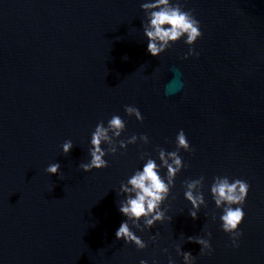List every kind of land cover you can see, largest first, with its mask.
Segmentation results:
<instances>
[{
  "label": "water",
  "instance_id": "obj_1",
  "mask_svg": "<svg viewBox=\"0 0 264 264\" xmlns=\"http://www.w3.org/2000/svg\"><path fill=\"white\" fill-rule=\"evenodd\" d=\"M144 2L0 0V264H168L169 255L183 264L178 244L196 264H264V0H186L203 32L188 59L183 40L158 57L147 52ZM176 70L183 87L166 94ZM113 114L127 123L121 139L147 134L150 143L82 171L91 132ZM181 129L194 151L180 152L188 167L165 202L173 219L133 229L148 242L138 250L116 239L126 219L117 191L142 166L140 152L175 150ZM68 139L74 147L64 155ZM57 161L61 175L46 173ZM200 176L208 206L194 220L182 183ZM215 176L251 185L239 248L220 227L208 190ZM207 231L210 255L187 239Z\"/></svg>",
  "mask_w": 264,
  "mask_h": 264
},
{
  "label": "clouds",
  "instance_id": "obj_2",
  "mask_svg": "<svg viewBox=\"0 0 264 264\" xmlns=\"http://www.w3.org/2000/svg\"><path fill=\"white\" fill-rule=\"evenodd\" d=\"M185 4L186 0H145L140 5L145 14L142 25L143 35L147 41V52L153 57L160 56L180 40L188 46L183 59L199 55L193 46L203 36L201 23L192 9L185 8ZM158 71L155 69L153 73ZM180 75L176 70L174 76L177 81L176 87L166 90V94H175L183 87L179 79ZM124 111L129 118L135 117L137 121L143 122L144 116L139 108L125 105ZM126 127L125 119L118 114H113L106 124L104 121L97 123L94 131L91 132L87 149L89 160L81 162L78 167L84 172L104 169L109 166L107 156H114L121 149L126 150L129 145L138 142L144 145L150 143L147 134L139 136L133 134L121 139ZM175 145V150L172 151L157 146L156 156L148 152H140L139 159L142 161V166L136 168L126 181H122L117 191L120 197L117 201L118 210L126 219L122 220L116 230V239L123 240L126 244H134L138 250L147 248L148 242L133 229L144 232L146 229L151 230L157 223H164L166 220L171 222L173 219L167 214L170 206H166L165 202L169 200L172 190L176 187L177 176L188 167L180 152L194 151L183 129L177 133ZM73 147L74 143L71 139L65 140L61 145L63 154L68 155ZM45 171L49 175L59 176L61 164L58 161L50 163ZM182 187L184 199L191 205L188 214L192 219H198L201 208L208 206L204 194L205 177L185 180ZM250 187L251 185L244 179L215 176L208 189L216 209L221 210L220 227L230 236L233 248H239V241L243 236L240 226L246 215L244 205ZM211 219L213 222L217 220L215 212L211 214ZM159 236V232L152 235L151 242L157 243ZM187 239L189 242L199 244L202 254L210 255L214 251L211 231H207L203 236H189ZM163 251L167 253L168 249L165 248ZM175 251L182 257L183 264H196V257L191 252L183 251L181 245H176ZM139 264H148V261L141 259ZM152 264L159 262L153 260ZM168 264H176V259L171 255L168 256Z\"/></svg>",
  "mask_w": 264,
  "mask_h": 264
}]
</instances>
